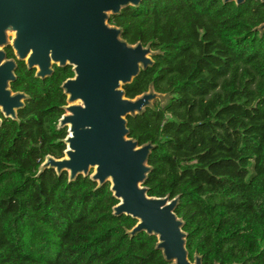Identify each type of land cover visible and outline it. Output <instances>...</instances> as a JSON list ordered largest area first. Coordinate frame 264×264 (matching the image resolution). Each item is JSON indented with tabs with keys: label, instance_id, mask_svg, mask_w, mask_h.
<instances>
[{
	"label": "trees",
	"instance_id": "16d2710c",
	"mask_svg": "<svg viewBox=\"0 0 264 264\" xmlns=\"http://www.w3.org/2000/svg\"><path fill=\"white\" fill-rule=\"evenodd\" d=\"M109 21L129 43L160 51L126 96L151 83L171 93L166 106L157 99L128 116L130 136L156 144L149 195H180L192 260L264 264V31L255 29L264 2L143 0ZM34 74L20 63L12 89L29 98L0 125V264H168L155 235L127 233L137 220L113 213L110 182H70L53 168L37 175L47 155L64 156L60 84L73 72Z\"/></svg>",
	"mask_w": 264,
	"mask_h": 264
},
{
	"label": "water",
	"instance_id": "95a60500",
	"mask_svg": "<svg viewBox=\"0 0 264 264\" xmlns=\"http://www.w3.org/2000/svg\"><path fill=\"white\" fill-rule=\"evenodd\" d=\"M235 1L237 5L247 0ZM143 0H0V110L5 117L18 119V110L29 98L25 92H13L16 60L9 59L5 47L13 45L19 59L38 66V76L52 73V60L75 64L77 75L67 79V113L59 126L68 125L64 156L47 155L37 175L46 168L57 174L68 172L69 181L89 176L97 187L110 182L119 202L115 215L137 220L127 230L132 237L140 232L155 235L156 248L168 264H203V256L187 249L188 232L176 208L180 195L171 198L149 195L145 185L153 169L149 156L156 147L152 141L140 144L130 136L128 116H137L154 107L158 99L166 106L171 93L149 90L128 97L124 85L132 83L143 69L154 63L151 44H131L122 39V28L110 25L111 14ZM264 2V0H262ZM264 31V22L255 28ZM15 33L13 42L9 33ZM3 118L0 117V125ZM219 264V263H216ZM241 264V263H233Z\"/></svg>",
	"mask_w": 264,
	"mask_h": 264
},
{
	"label": "flooded vegetation",
	"instance_id": "af4514ba",
	"mask_svg": "<svg viewBox=\"0 0 264 264\" xmlns=\"http://www.w3.org/2000/svg\"><path fill=\"white\" fill-rule=\"evenodd\" d=\"M126 8H127V7H126ZM124 9H125V8H124ZM122 10H123V9H122ZM121 12H122V11H121ZM112 15H114V14H111L110 17H111ZM109 20H110V18H109ZM109 20H108V22H109L110 25H115V24H111ZM115 26L120 27V26H118V25H115ZM121 37H122V39L125 40V38L123 37V30H122V33H121ZM13 40H14V39H13ZM126 41H127V40H126ZM127 42H128V41H127ZM8 46L11 47L12 52H13V55H12V56H9V55L7 54V57H8L9 59H14V60H16V63H17L16 69H15L16 77H17V69H18V67H19V65H20L21 62H23V63L26 65V67H27L28 70H34V72H35V74H34L35 77H39V78H41V79H46V78L52 76V75L56 72L57 68L67 67V66H70V67H71V71L73 72V75L67 77V78H66L65 80H63L62 83L60 84V87H61L63 93L66 95V104L63 105V109H64L65 111H64V113L61 115V117H60V119H61V118L63 117V115H64L65 113L68 112V110L66 109V106L70 104V102H69V100H68V99H69V94L66 92V89L64 88L63 85H64L65 81H67V79L75 78V76L77 75V73H76V71H75V64L70 63V61H68L66 64H60V61H54V60H52V64H51V68L53 69L52 73L49 74V75H47V76L41 77V76H38V75H37V73H38V71H39L38 66H36V67H31V68H30V67L28 66V64H27V60L19 59V57H18V55H17V53H16V50L14 49L13 45H8ZM8 46L5 47V50H6V48H7ZM6 52H7V51H6ZM13 82H14V81L11 82V85H10L11 88H12V83H13ZM12 90H13V89H12ZM13 92H25V91H15V90H13ZM25 93H26V92H25ZM26 94H27V93H26ZM0 112H1V111H0ZM0 117H2V118L4 119V115L2 114V112H1V114H0ZM60 119H59V122H60ZM62 127H67V130H68V125H65V126H62Z\"/></svg>",
	"mask_w": 264,
	"mask_h": 264
},
{
	"label": "rangeland",
	"instance_id": "374dc122",
	"mask_svg": "<svg viewBox=\"0 0 264 264\" xmlns=\"http://www.w3.org/2000/svg\"><path fill=\"white\" fill-rule=\"evenodd\" d=\"M16 32L13 33L12 31L9 33V41L13 42V39L15 38ZM1 111V110H0Z\"/></svg>",
	"mask_w": 264,
	"mask_h": 264
}]
</instances>
